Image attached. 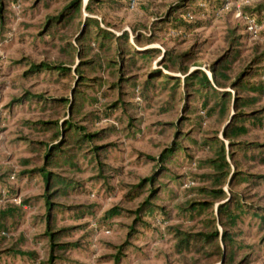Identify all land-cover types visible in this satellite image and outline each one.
I'll return each instance as SVG.
<instances>
[{"label": "rangeland", "instance_id": "rangeland-1", "mask_svg": "<svg viewBox=\"0 0 264 264\" xmlns=\"http://www.w3.org/2000/svg\"><path fill=\"white\" fill-rule=\"evenodd\" d=\"M34 1L8 4L5 19H0V187L12 188V198L3 196L0 209L8 204L19 209L8 225L12 227L14 220L15 230H9L0 247V264H264V223L259 217L245 214L231 224L220 213L229 199L225 195H239L251 210L264 208V165L250 162L237 168L224 135L231 118H209L203 112L187 114L181 111L182 101L171 108L168 89L174 81L164 88L159 78H150L152 72L163 71L184 79L179 65L203 70L212 78L209 66L225 55L237 56L228 72L231 79L248 66L263 69L264 62L254 64L264 55V24L249 30L238 17L237 6L242 4L229 2L216 17L187 21L194 25L193 31L177 37L155 23L180 0H132L133 4L131 0H101L106 5H93L91 13L83 8L85 16L98 19L115 35L128 32L134 41L136 32L153 34L149 48L160 53L150 63L139 61L132 68L127 76L137 88L123 90L127 112H112L110 116L105 111L119 100V94L110 90L116 82L112 68L103 65L95 72L83 68L88 80L80 85L73 82L78 108L68 119L84 133L98 137L84 148L64 146L72 160L49 168L69 180L71 188L56 193L64 187L48 190L40 177L26 173L43 166L36 143L61 141L37 124L64 117L63 107L46 100L71 98L69 80L45 72L26 80L20 76L28 70L22 65L27 62L65 64L74 71L79 59L68 56L62 48L67 42L77 44L73 35L79 21L50 37L41 27L47 16L66 2L53 0L49 6L34 7ZM88 1L84 0L85 5ZM261 3L264 0H251L246 9ZM165 52L174 56L195 52L197 57L170 62L168 67L174 68L170 71L160 65ZM248 80L260 82L262 78L249 76ZM227 90L236 93L231 87ZM31 95L37 99L31 100ZM241 95L255 97L250 92ZM262 106L264 97L248 111ZM119 115L123 120L131 117L132 127L128 121L121 122ZM216 139L224 142L233 171L257 176L256 183L237 184L225 176L221 186L213 184L220 174L214 169L221 145ZM239 141L263 145L264 126L249 127V134ZM174 145H181L184 151H175L169 162L159 163L160 156ZM91 146L101 148L96 159ZM99 163L104 165L102 169ZM151 178L153 190L147 183ZM219 190L224 195L215 198ZM46 195H52L54 206L50 218ZM148 203L159 212L137 215ZM113 210L116 213L112 214ZM49 226L50 232L57 234L53 241L47 236ZM219 246L226 250L232 246L234 258H221Z\"/></svg>", "mask_w": 264, "mask_h": 264}, {"label": "trees", "instance_id": "trees-1", "mask_svg": "<svg viewBox=\"0 0 264 264\" xmlns=\"http://www.w3.org/2000/svg\"><path fill=\"white\" fill-rule=\"evenodd\" d=\"M238 1L239 0H180L173 7H170L163 17L157 20L158 23H155L157 25H154L177 37L186 36L190 34L194 28V25L188 24L187 21L190 22L193 18L201 16L216 17L226 8L229 2ZM18 2L19 0H0V19H5L3 16L4 7H7L10 3L11 5H16ZM34 2V7H38L42 4H44V6H49V3L53 2V0H35ZM65 2L66 5L60 9H56L55 14L47 16L45 25L41 28H44L46 35L50 37L55 35V37H57L64 27L73 25L76 20L79 21L76 34L73 35L77 44L67 42L62 48L67 51L68 56L73 59H79V64H77L76 69L73 71L70 66L65 64L53 65L50 63L36 64L34 62H27L22 65L28 67V70L20 76L21 79L26 80L30 79L31 76H37L45 72L55 77H64L69 80V89L73 94L71 98L63 100H46V103L50 101L53 104L63 107L65 110L64 117L60 121L54 123L41 122L37 124L53 132V138L55 140L58 138L61 141L58 144L36 143V150L42 154L41 161L43 166L32 169L26 173L30 177H40L45 182L48 190L52 186L58 187V185H61L64 187L63 190H56V193L66 192L71 188V182L69 180L53 173L49 168L58 166L61 162L68 163L72 160L69 154L70 151L65 149L64 146L74 144L79 148H84L86 145L93 144L94 139L98 137L97 134L84 133L82 127H79L77 124L73 123L71 119H68V116L70 114L73 115L78 108L74 103L75 94L78 92L73 82L76 81L77 85H80L81 82L88 80L85 76L86 71H84L83 68H89L92 72H95L97 68L101 69L103 65L112 68L116 82L112 84L110 90L112 89L115 94H119V100L105 111L107 116H110L112 112L113 114L119 111L122 113L127 112L126 107L128 105L122 98L124 95L123 90H126L125 88H129V90L137 88V83L134 82L131 77L127 76L132 68L136 66L139 61L150 63L151 59L154 58L157 53H160L157 49L149 48L154 40L152 32H150L152 35H143L142 33L136 32L134 34V41H132L128 32L115 35L107 28L102 27V23L99 22L98 19L90 18L83 14V8L87 13H91L94 10L93 5L104 7L106 1L89 0L86 5L84 0H65ZM128 4H131L130 1H128ZM242 6L243 7L240 9L241 19L245 20L246 24L247 20H253L257 27L264 24L263 3L255 5V9H246L247 5ZM91 55H94L93 58ZM163 55L164 59L160 65H162L165 70L170 71L174 69L168 67L170 62H175V60L182 58L188 61H194L197 57L195 52H188L179 56H174L172 52H165ZM90 57L92 59L89 60ZM236 59V55H225L218 61L213 62L209 66V70L212 72V78L203 70L196 69L192 71L189 66L184 67L182 65H179L178 71L185 76L184 79L171 76L163 71L152 72L150 78L151 81H153L152 79L154 78H159V84L164 85V88H167V86L171 84V81H174L172 82L174 85L170 86L168 89L170 98L168 106L171 108H175L179 105V102L182 101L184 105L181 111L187 114L195 115L203 112L209 118H213L216 115H219L222 119H225L227 116L231 118L224 129V135L226 140L230 142V158L237 168H242L250 162H257L260 165H264V144L259 145L256 143L239 141L249 134V127L257 128L264 126V106L248 111L249 108H255L264 97V68L259 69L253 65L248 66L242 73L236 76V78L231 79L228 72L231 71V67ZM263 62L264 55H261L256 59L254 65L262 64ZM74 72L77 73L76 76ZM249 76L261 77L262 81H249ZM151 81L147 82V84L151 85ZM229 87L236 90V93L228 91L227 89ZM241 92L253 93L255 97L243 96ZM31 98V100L37 99V97L32 95ZM188 101H190L191 104L188 103ZM232 112L234 113L232 114ZM119 117L121 122L124 123V121H128V126L132 127L131 117L126 116V120H123L122 115H119ZM66 137L68 138L66 139ZM216 141L221 145L218 149L220 159L215 162V165L216 163L217 165L214 166V169L219 171L220 174L214 178L213 184L215 186H221L223 182H225V176L230 177V181L234 183L237 182V184L242 182L256 183L258 179L257 176L233 171L234 166L228 161V151L224 146V142L218 139H216ZM100 149L101 148L91 146V154H93L95 159L99 156L98 152ZM175 151L183 152L184 148H182L181 145H176V147L174 145V147H171L160 156L158 159L159 163L169 162L171 156H174ZM99 164L102 169L104 165L102 163ZM147 183L148 186H152V188H150L153 190L154 178L148 179ZM140 188L141 186L137 187V189ZM10 189L12 188L8 189L6 186L0 187V200L3 196H6L8 199L12 198ZM222 195H224L223 191L219 190L214 197L218 198ZM51 197L52 195H46L44 199L48 209V218H50L53 212L52 210L54 209L50 201ZM224 197H229V199L224 206L220 207V213L224 214V218L228 219L230 223L235 222L245 214H252L255 217H259L264 223V208L251 210L250 206L244 203L239 195H225ZM231 204L233 205V209H231ZM18 212V207L12 204H8L5 209H0V247L7 239L5 236H7L9 230H11V228L15 230L16 223L14 220L12 224L10 223L12 227L8 225ZM142 212L153 214L159 212V209L155 208L151 203H148L142 206L140 211L136 214L138 215ZM111 213H116V210H113ZM50 230L49 226L47 236L53 241V238H55L57 234L51 233ZM208 238L207 236V239ZM232 250V246L227 248V250L219 246L218 254L221 258H225V260H232L235 253V250ZM117 260H119V258ZM31 264H37V262L32 261Z\"/></svg>", "mask_w": 264, "mask_h": 264}, {"label": "built area", "instance_id": "built-area-1", "mask_svg": "<svg viewBox=\"0 0 264 264\" xmlns=\"http://www.w3.org/2000/svg\"><path fill=\"white\" fill-rule=\"evenodd\" d=\"M250 1L251 0H239L238 3H241L242 5H244V4L246 5V4H249ZM131 3L133 4L134 2L131 0ZM237 9H238V17L241 18L242 17L241 11H240L241 6L238 5ZM247 25H248L249 30H253L255 28V23L253 20H247Z\"/></svg>", "mask_w": 264, "mask_h": 264}]
</instances>
